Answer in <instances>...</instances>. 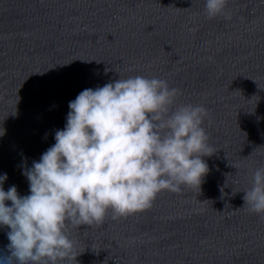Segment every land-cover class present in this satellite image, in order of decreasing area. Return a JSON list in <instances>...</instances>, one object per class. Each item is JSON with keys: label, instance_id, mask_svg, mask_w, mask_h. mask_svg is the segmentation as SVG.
<instances>
[{"label": "water", "instance_id": "obj_1", "mask_svg": "<svg viewBox=\"0 0 264 264\" xmlns=\"http://www.w3.org/2000/svg\"><path fill=\"white\" fill-rule=\"evenodd\" d=\"M137 75L177 89L173 109L207 110L209 172L200 190L161 191L146 210L69 226L73 264H264V214L243 200L264 167V0H228L215 18L204 0H0L4 190L29 194L22 163L54 144L81 91Z\"/></svg>", "mask_w": 264, "mask_h": 264}, {"label": "clouds", "instance_id": "obj_2", "mask_svg": "<svg viewBox=\"0 0 264 264\" xmlns=\"http://www.w3.org/2000/svg\"><path fill=\"white\" fill-rule=\"evenodd\" d=\"M228 0H204L205 14H224ZM179 91L165 80L135 76L81 91L68 104L54 144L31 167L21 165L26 196L4 190L0 174V230L8 255L0 264H73L78 256L68 227L79 230L151 207L161 191L198 188L213 150L202 106L173 109ZM4 130L0 129V136ZM26 160V158H24ZM244 206L264 214V167L243 192Z\"/></svg>", "mask_w": 264, "mask_h": 264}]
</instances>
